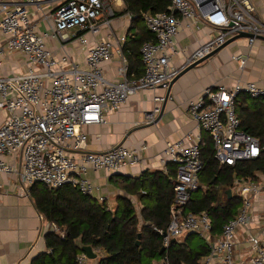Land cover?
<instances>
[{
  "label": "built area",
  "instance_id": "1",
  "mask_svg": "<svg viewBox=\"0 0 264 264\" xmlns=\"http://www.w3.org/2000/svg\"><path fill=\"white\" fill-rule=\"evenodd\" d=\"M47 0H23L14 5L0 4V31L7 37L0 54L20 52L27 61L23 74L0 76V112L6 116L0 123V175L18 173L24 188L42 184L49 189L71 185L85 195L96 196L99 188L87 177L90 171L118 172L143 163L141 149L119 146L102 153L86 152L87 134L84 127L102 124L108 112L120 111L137 92L168 89L187 67L224 47L230 40L249 34L253 46L264 37V22L257 17L252 0H170L167 11L146 13L143 21L154 35L140 48L143 75L130 74L124 47L128 36L116 41H98L88 49L83 68L67 53L55 59L43 38L35 31L28 6L43 10ZM115 17L106 0H61L51 18L52 36L67 44L77 40L88 44L87 35H96L109 28ZM130 14V18L133 19ZM183 21H191L195 30L209 29L208 39L179 67L173 64L177 55L174 39ZM78 30L81 34L76 32ZM71 32V33H70ZM114 54L122 59L117 81L107 80L103 65ZM243 68L247 58L234 57ZM63 64V65H62ZM241 94L264 98V85L237 81L232 87L207 88L198 100L191 101L188 112L198 128L213 142L215 159L225 166L258 158L260 141L241 130L236 113V100ZM166 98L156 97L157 104ZM160 107L146 113L147 124L154 123ZM193 135L168 143L161 153V167L176 165L174 202L170 208L171 221L163 235L167 249L173 239L181 240L197 234L210 245V253L202 264H264V236L252 235V196L264 193V184L255 180L238 179L235 183L240 206L234 218L224 224L220 238L211 242L213 219L207 212L185 213V207L200 187V175L205 169L201 150L203 139ZM19 158V171L8 162ZM0 185V189H1ZM99 202L105 201L98 197ZM44 220L42 214L39 215ZM49 228L62 236L55 224ZM240 232H246L244 242ZM248 247L247 255L242 248ZM246 253V252H245ZM85 253L79 254L76 264H87ZM167 264V261H164Z\"/></svg>",
  "mask_w": 264,
  "mask_h": 264
},
{
  "label": "crops",
  "instance_id": "2",
  "mask_svg": "<svg viewBox=\"0 0 264 264\" xmlns=\"http://www.w3.org/2000/svg\"><path fill=\"white\" fill-rule=\"evenodd\" d=\"M22 1L0 0V4L7 3L12 6ZM106 1L114 10L115 17L112 19L109 28H102L96 35L88 34L86 46H82L76 39L64 44L52 36L53 21L46 17L53 14L61 0H47L42 6V11L37 10L35 6H28V11L31 14L30 18L35 31L43 38L47 49L52 51L55 59L61 60L64 53H67L74 62L84 68L88 49L92 48L98 41H116L126 35L128 36L127 44L139 33L136 24L130 18V13H125V0ZM252 2L256 7L257 17L264 22V0H252ZM76 32L81 34L78 30ZM208 34L209 29L207 27L201 26L200 30H195L191 21H183L180 33L174 39L177 55L173 57V64L176 67L181 66L208 39ZM6 39L7 37L0 31V47L5 45ZM126 44L124 54L128 60L130 52L125 49ZM234 57L247 58L246 65L241 68L240 63L234 60ZM121 64V57L114 54L112 60L103 65L105 78L110 81H117L119 79L118 69ZM27 68V61L22 53L6 52L0 54V76L23 74ZM138 72L130 74L134 75V78H140L143 75V69L138 70ZM237 81L264 85V40L259 39L253 46H250L246 38L238 39L228 44L215 56L184 73L173 84L170 93L168 89L164 88L137 92L120 111L106 113L102 124L84 127V132L87 134L86 152L104 153L122 145L141 149L143 159L142 164L127 167L118 172L90 171L87 175L88 179L99 188L94 198L99 201L98 197H104V202L113 210L116 207L117 198L119 196L126 197L133 203L139 218H141L144 204H152V201L145 199L142 202L138 194L134 195L130 192L129 189L133 181L143 180L146 178L144 177L145 173L149 174V177L155 171L170 173V181H174L177 174L176 165L168 163L165 171L160 163L161 153L167 144L177 142L187 135H193L195 141L201 137L203 142L209 136L202 132L191 118L188 112L189 103L198 100L207 88L232 87ZM168 93L169 98L165 102L157 104L154 101L156 97L166 98ZM157 105L160 107V112L156 122L147 124L146 113L154 110ZM0 116L1 123L6 114L0 112ZM8 162L14 164L19 171V158H9ZM201 175L200 181L202 180ZM238 179L234 176L233 185L228 189L232 191L230 198L226 192L228 199L237 197L235 183ZM241 179L245 180L244 178ZM255 181L264 184V173H258ZM0 185L2 186L0 189V264H46L44 260L47 261V257L44 259L43 256L50 254L45 240L46 234L51 231L50 224L45 221V218L43 221L40 220L39 215L41 213L34 205L31 189L22 186L18 173L1 174ZM201 187L203 191L200 194L207 189L205 184ZM141 192L142 195L146 193ZM252 203L250 232L252 235L263 237L264 193L252 196ZM220 235L216 234L213 240L211 236L210 241H217ZM246 237V232H240L239 241L244 242ZM205 242L208 244L206 240ZM93 252L97 258L95 260L88 259L87 264H98L102 258L101 252L95 249ZM247 253L248 247L244 246L242 255H247ZM153 264H164V261H154Z\"/></svg>",
  "mask_w": 264,
  "mask_h": 264
},
{
  "label": "trees",
  "instance_id": "3",
  "mask_svg": "<svg viewBox=\"0 0 264 264\" xmlns=\"http://www.w3.org/2000/svg\"><path fill=\"white\" fill-rule=\"evenodd\" d=\"M125 13L132 14L133 23L139 33L126 44L130 52L128 60L130 73L143 69L140 48L143 43L152 41L154 35L143 21L146 13L167 11L170 0H125ZM139 76V75H137ZM264 98H252L241 94L236 100V113L241 120V130L260 141L261 153L258 158L240 161L235 166L221 165L215 159V151L210 136L204 140L201 155L205 169L201 175L199 190L191 197L185 213L207 212L213 219L212 240L221 234L224 224L236 216L240 199H228L227 190L233 185L234 176L239 179L256 180L258 173H264ZM143 180H135L130 192L138 194L144 204L141 218L126 197L117 198L112 210L106 202L85 195L71 185L49 189L42 184L31 188L34 205L48 224H55L64 233L49 231L46 246L50 254L46 264H76V258L83 248L90 246L101 252L98 264H153L154 261H167V264H201L203 257L210 253V245L197 234H189L183 240L171 242L161 253L163 235L170 221V208L174 202V184L170 173L155 171ZM203 184L207 189L203 191ZM146 192L142 195V192ZM141 219V220H140ZM140 240V245L137 241Z\"/></svg>",
  "mask_w": 264,
  "mask_h": 264
},
{
  "label": "water",
  "instance_id": "4",
  "mask_svg": "<svg viewBox=\"0 0 264 264\" xmlns=\"http://www.w3.org/2000/svg\"><path fill=\"white\" fill-rule=\"evenodd\" d=\"M248 37H251V35H249V34H241V35H239V36L233 38L232 40H230V41H229L224 47H222V48L216 50L215 52H213V53L210 54L209 56L205 57L204 59H202V60L196 62L195 64H193V65L187 67V68H186L185 70H183V71L180 73V75H179V76H178V77H177V78H176V79L170 84V86H169V88H168L169 93H170V90H171L173 84H174V83H175V82H176V81H177V80H178V79H179L184 73H186L187 71H189V70L195 68L196 66L200 65L201 63H203V62L206 61L207 59H209V58L215 56V55L218 54L223 48H225L228 44H230V43H232V42H234V41H236V40H238V39H243V38H248ZM259 39H260V40H264V37H260ZM169 93H168L167 96H166V100L169 98ZM155 122H156V121H155ZM119 146H122V145H119ZM119 146H117V147H119ZM117 147H116V148H117ZM231 194H232V191H231V190H228V191H227V195H228L229 198L231 197ZM175 241H176L175 239L172 240V242H175ZM137 245H140V240L137 241ZM165 251H166V248L163 247V248L161 249V253H163V252H165ZM83 252L86 254V256H87V258H88L89 260H95V259L97 258L96 254H94V252H93V248L90 247V246H86V247H84V248H83Z\"/></svg>",
  "mask_w": 264,
  "mask_h": 264
},
{
  "label": "rangeland",
  "instance_id": "5",
  "mask_svg": "<svg viewBox=\"0 0 264 264\" xmlns=\"http://www.w3.org/2000/svg\"><path fill=\"white\" fill-rule=\"evenodd\" d=\"M0 119H1V116H0Z\"/></svg>",
  "mask_w": 264,
  "mask_h": 264
}]
</instances>
